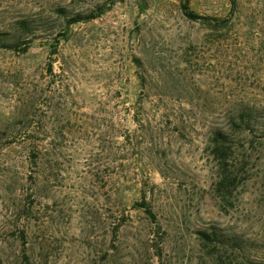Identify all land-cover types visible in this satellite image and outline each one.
<instances>
[{
  "label": "rangeland",
  "instance_id": "374dc122",
  "mask_svg": "<svg viewBox=\"0 0 264 264\" xmlns=\"http://www.w3.org/2000/svg\"><path fill=\"white\" fill-rule=\"evenodd\" d=\"M110 1L0 0V264H264V0Z\"/></svg>",
  "mask_w": 264,
  "mask_h": 264
},
{
  "label": "trees",
  "instance_id": "16d2710c",
  "mask_svg": "<svg viewBox=\"0 0 264 264\" xmlns=\"http://www.w3.org/2000/svg\"><path fill=\"white\" fill-rule=\"evenodd\" d=\"M112 1V0H111ZM110 1V2H111ZM108 6L107 4H97L91 11L89 12H83V11H70L67 9V7L59 6L56 8V14L59 18L63 17L65 18L64 21L61 23V27L67 29L68 27L72 26L73 24H78L81 22L93 20L95 18H98L101 16L106 10ZM181 9L183 10L186 17L192 20H201L207 23H218L219 20L215 17L208 16V15H202L195 10H193L189 4V0H185L181 4ZM36 22L37 19H31L29 17L22 18L18 20L15 24L14 30L10 32H0V49H12L15 51H22L25 52L29 49V47L32 44L33 36L36 32ZM60 35L57 37V40L61 36L66 37L68 32L60 30L58 32ZM257 114L255 111H253L252 108L243 110L239 114V119L235 121V125L238 126L239 130L241 132H244L246 134H252L254 132L255 125L254 122L257 121ZM236 128V127H234ZM237 129V128H236ZM214 137L218 141H224L228 139V134L224 132L221 129H217L214 132ZM140 206L144 208V210L151 216H155L152 209L149 207V204L146 200H142L140 203ZM199 234L202 238L210 240L212 236L214 238H217V231L215 227H213L211 232L208 231H199ZM222 240V239H221ZM234 246V244H237V241L235 238L227 239L226 243H231ZM233 241L235 243H233Z\"/></svg>",
  "mask_w": 264,
  "mask_h": 264
}]
</instances>
